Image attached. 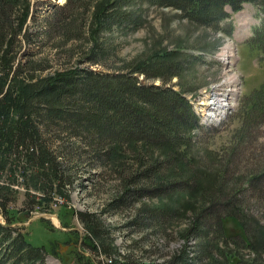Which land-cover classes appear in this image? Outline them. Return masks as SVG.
<instances>
[{
  "label": "rangeland",
  "instance_id": "374dc122",
  "mask_svg": "<svg viewBox=\"0 0 264 264\" xmlns=\"http://www.w3.org/2000/svg\"><path fill=\"white\" fill-rule=\"evenodd\" d=\"M28 1L27 22L17 31L10 46L15 54L14 68L39 66L37 76L87 65L111 72L147 59L158 50H174L180 58L187 59L181 76H174L167 85L187 90L188 98L205 124L195 132L193 147L187 152L195 163L185 168L178 166L181 175L170 172L172 177L166 179L188 178L187 182L198 186L190 188L184 184L161 196L138 194L135 199L132 196L131 205L118 213L109 204L121 198L127 187L150 186L147 180L132 182L130 178L131 165H136L134 148L128 147L127 152L105 167H93L84 162L62 163L61 168L66 171L71 168L74 172V183L69 187L72 189L66 195L57 189L50 195L37 190L28 186L24 177L11 185L14 198L9 206L17 212L14 225L22 226V232L33 245L43 247L44 264H111L112 260L122 264H158L169 260L184 243L180 236L186 235L196 213L206 204L231 197L235 192H238L241 213L232 216L230 210L226 212L224 233L247 237L246 225L252 226L253 233L256 226H264V198L244 190L247 181L264 168V115L261 117L264 114V55L252 50L247 43L251 35L247 26L258 24L254 17L258 11L252 3H246L241 11L223 22L233 26L230 35L197 24L183 17L176 8L147 1L135 4L140 16L138 27L104 31H96V25L94 28L92 25L97 0ZM239 21L245 27L238 25ZM92 48L98 51L93 52ZM90 56L99 58L100 63L90 65ZM140 79L146 83L162 82L144 79L143 75ZM213 94L227 97L226 110L205 103ZM256 102L252 108V103ZM149 150L155 157L164 156L159 148ZM166 165H162L164 170ZM196 171L199 183L194 175ZM145 205L171 207L178 213L171 221L157 222L148 229L129 225L135 216L141 218L139 209ZM91 220L100 223L108 254L93 246L97 243L89 237ZM0 221H6L2 211ZM163 225L166 230L160 229ZM221 246L229 253L238 250L232 241ZM239 252L242 259L256 258L255 263L264 264L262 251L243 248Z\"/></svg>",
  "mask_w": 264,
  "mask_h": 264
},
{
  "label": "trees",
  "instance_id": "16d2710c",
  "mask_svg": "<svg viewBox=\"0 0 264 264\" xmlns=\"http://www.w3.org/2000/svg\"><path fill=\"white\" fill-rule=\"evenodd\" d=\"M49 1L54 3L44 0ZM137 1L176 8L183 17L230 35L233 26L223 22L245 3H252L258 11L256 15L262 17L261 24L252 28L248 44L264 55V0H97L92 12L93 28L96 25V31H104L138 27ZM29 6L28 0H0V211L6 216L5 222L0 221V264H44L46 257L43 247L33 245L22 232V226L14 225L17 212L9 206L14 198L11 185L21 177L28 186L49 195L54 189L66 195L72 189L69 187L74 183V172L71 168L68 171L61 168L62 163L84 162L105 167L127 152L128 147L134 148L136 165H131L130 178L132 182L147 180L150 186L127 187L121 198L109 204L118 213L131 205L132 196L133 199L138 194L161 196L184 184L190 188L198 186L187 182L188 178L166 179L172 177L170 172L180 174L178 166L185 168L195 163L187 152L193 147L195 132L205 125L187 90L167 85L174 76H181L187 59L180 58L174 50H158L147 59L111 72L87 65L37 76L39 66L14 68L15 54L10 46L17 31L27 22ZM100 53L104 55L103 51ZM92 57L88 58L90 65L100 63L99 58ZM141 75L162 82L146 83L140 79ZM256 104L252 103L251 107ZM151 147L161 149L164 156L155 157L149 150ZM163 164H167L165 170ZM194 175L199 183L197 171ZM247 183L245 192L264 198V168ZM237 194L200 209L186 235L180 236L184 243L169 260L158 264H257L256 258L242 259L239 249L264 252V226H256L253 233L250 224L246 225L249 229L244 225L247 237L224 233L226 212L241 213ZM175 213L178 210L171 207L141 206V218L135 216L129 225L148 229L157 222L171 221ZM91 221L89 237L97 243L93 246L108 254L100 223ZM165 227L160 229L166 230ZM220 241L221 245L232 241L238 250L226 252ZM111 264L122 262L112 260Z\"/></svg>",
  "mask_w": 264,
  "mask_h": 264
},
{
  "label": "bare ground",
  "instance_id": "6f19581e",
  "mask_svg": "<svg viewBox=\"0 0 264 264\" xmlns=\"http://www.w3.org/2000/svg\"><path fill=\"white\" fill-rule=\"evenodd\" d=\"M58 1V0H56ZM60 2H64L65 0H59ZM223 55H226V53H224ZM225 101H228L227 97L223 98L222 96H219L218 94H213L212 96H210L207 101L205 102L206 104H211L214 105L216 107H221L222 111L226 110L225 106ZM223 106V107H222ZM220 109V110H221ZM221 111V112H222ZM213 115V114H212Z\"/></svg>",
  "mask_w": 264,
  "mask_h": 264
},
{
  "label": "crops",
  "instance_id": "0c3cea01",
  "mask_svg": "<svg viewBox=\"0 0 264 264\" xmlns=\"http://www.w3.org/2000/svg\"><path fill=\"white\" fill-rule=\"evenodd\" d=\"M236 24H237V22H236ZM251 24H252V23H251ZM251 24H249L247 27H250ZM238 25H241V26H244V27H245V24H243V23L240 22V21L238 22Z\"/></svg>",
  "mask_w": 264,
  "mask_h": 264
},
{
  "label": "water",
  "instance_id": "95a60500",
  "mask_svg": "<svg viewBox=\"0 0 264 264\" xmlns=\"http://www.w3.org/2000/svg\"><path fill=\"white\" fill-rule=\"evenodd\" d=\"M42 217H46V216L42 215Z\"/></svg>",
  "mask_w": 264,
  "mask_h": 264
}]
</instances>
